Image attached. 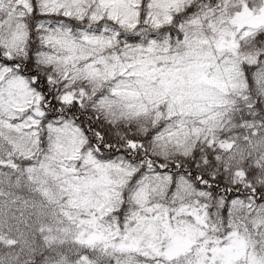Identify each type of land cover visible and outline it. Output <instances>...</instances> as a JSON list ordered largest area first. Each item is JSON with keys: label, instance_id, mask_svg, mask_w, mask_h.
<instances>
[{"label": "snow or ice", "instance_id": "snow-or-ice-1", "mask_svg": "<svg viewBox=\"0 0 264 264\" xmlns=\"http://www.w3.org/2000/svg\"><path fill=\"white\" fill-rule=\"evenodd\" d=\"M0 264H264V0H0Z\"/></svg>", "mask_w": 264, "mask_h": 264}, {"label": "trees", "instance_id": "trees-1", "mask_svg": "<svg viewBox=\"0 0 264 264\" xmlns=\"http://www.w3.org/2000/svg\"><path fill=\"white\" fill-rule=\"evenodd\" d=\"M0 251H5L4 249H0Z\"/></svg>", "mask_w": 264, "mask_h": 264}, {"label": "rangeland", "instance_id": "rangeland-1", "mask_svg": "<svg viewBox=\"0 0 264 264\" xmlns=\"http://www.w3.org/2000/svg\"><path fill=\"white\" fill-rule=\"evenodd\" d=\"M0 253H3V251H0Z\"/></svg>", "mask_w": 264, "mask_h": 264}]
</instances>
